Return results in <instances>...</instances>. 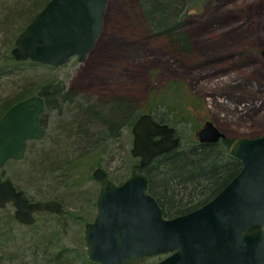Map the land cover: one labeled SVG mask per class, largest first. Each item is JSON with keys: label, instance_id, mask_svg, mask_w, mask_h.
<instances>
[{"label": "rangeland", "instance_id": "374dc122", "mask_svg": "<svg viewBox=\"0 0 264 264\" xmlns=\"http://www.w3.org/2000/svg\"><path fill=\"white\" fill-rule=\"evenodd\" d=\"M193 1L190 9L188 0L177 5L188 49L149 29L142 0H108L101 35L84 60L74 56L61 66L24 60L5 69L21 16L13 21L6 16L18 1L0 0V102L28 83L48 82L63 89L61 94L70 92L43 108L44 136L27 141L22 159L0 167V177L10 178L30 199L62 203L60 214L37 212L32 224L18 222L11 203L0 207L2 264H55L53 255L60 251L69 264L83 263L88 259L83 226L95 218L100 189L93 169L102 167L118 184L139 163L130 152L132 125H120L117 138L91 125L73 128L80 103L128 97L137 118L150 113L166 121L184 147L199 143L197 131L206 120L230 143L264 133V0ZM79 133L92 140L83 141L82 149L76 146ZM165 256L124 264H150Z\"/></svg>", "mask_w": 264, "mask_h": 264}, {"label": "water", "instance_id": "95a60500", "mask_svg": "<svg viewBox=\"0 0 264 264\" xmlns=\"http://www.w3.org/2000/svg\"><path fill=\"white\" fill-rule=\"evenodd\" d=\"M108 0H48L17 35L11 55L61 66L70 58L84 60L101 35ZM44 101L39 95L22 99L0 118V167L22 159L27 141L41 139L40 116ZM130 152L141 167L155 157L179 147L175 128L141 114L131 128ZM200 143L224 137L211 120L197 131ZM229 153L241 168L210 200L186 213L166 217L149 192L148 178L137 172L115 183L100 166L92 176L100 184L96 215L83 226L88 260L124 264L141 257L165 253L150 264H264V133L240 136ZM12 203L14 218L35 222L34 211L62 212L56 199L30 200L10 178L0 177V207ZM252 229V230H251Z\"/></svg>", "mask_w": 264, "mask_h": 264}, {"label": "trees", "instance_id": "16d2710c", "mask_svg": "<svg viewBox=\"0 0 264 264\" xmlns=\"http://www.w3.org/2000/svg\"><path fill=\"white\" fill-rule=\"evenodd\" d=\"M16 1L18 2L11 5L6 14L12 21L21 16L20 23L15 28L14 38L48 0ZM183 1L185 0H142V3L149 29L157 30L158 33L165 35L172 46L188 49L191 45L190 39L181 30L180 23L176 19L177 5ZM188 2L190 3L185 9L192 8L196 3L193 0H188ZM4 57L3 68L5 69L11 64L16 65L23 62L15 60L8 51ZM62 91L64 90L57 84L53 86L48 82L28 83L15 94L1 100L0 118L13 104L33 95H39L44 101V107L51 108L55 97ZM69 94V91H65L61 95L67 99ZM76 109L77 114H74L71 120L74 129H83L91 125V128L97 130L98 133L106 134L107 137H119V126L122 124L131 126L137 119V110L133 100L125 96L102 98L98 102H83L78 104ZM159 121L167 123L162 119ZM71 135L68 134V136ZM77 136L79 137L76 144L77 149L79 147L82 149L85 142L91 143L92 141L81 133ZM229 143L225 138L216 143H196L197 145L191 147L180 145L177 149L155 157L144 167L136 163L131 170V175L137 172L144 173L148 178L149 192L162 207L164 216H177L210 200L239 171L241 163L229 153ZM66 257L67 253L64 251L53 255L55 264H69ZM0 264H2L1 261ZM81 264L95 263L84 259Z\"/></svg>", "mask_w": 264, "mask_h": 264}, {"label": "flooded vegetation", "instance_id": "af4514ba", "mask_svg": "<svg viewBox=\"0 0 264 264\" xmlns=\"http://www.w3.org/2000/svg\"><path fill=\"white\" fill-rule=\"evenodd\" d=\"M40 122H41V117H40ZM41 124H43V123L41 122ZM42 126H43V125H42ZM43 128H44V127H43ZM44 130H45V128H44ZM44 134H45V131H44ZM175 134H176V133H175ZM261 134H263V133H261ZM261 134H258V135H256V136H251V137H257V136H259V135H261ZM176 135H177V134H176ZM225 138H226V136H225V134H224V137H223L222 139H220V140H223V139H225ZM234 139H235V138H234ZM220 140H219V141H220ZM219 141H217V142H219ZM214 143H216V142H214ZM203 144H208V143H203ZM240 163H241V162H240ZM240 168H241V167H240ZM239 170H240V169H239ZM235 175H236V174H235ZM235 175H234V176H235ZM234 176H233V177H234ZM233 177H232V178H233ZM232 178H231V179H232ZM37 212H43V211H34V213H33L34 216H35V214H36ZM45 212H48V211H45ZM50 213H52V212H50ZM251 230H252V229H251Z\"/></svg>", "mask_w": 264, "mask_h": 264}]
</instances>
